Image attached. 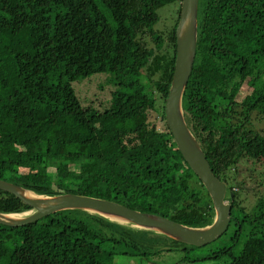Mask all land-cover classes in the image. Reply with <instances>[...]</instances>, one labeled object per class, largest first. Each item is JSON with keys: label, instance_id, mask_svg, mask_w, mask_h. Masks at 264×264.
<instances>
[{"label": "trees", "instance_id": "1", "mask_svg": "<svg viewBox=\"0 0 264 264\" xmlns=\"http://www.w3.org/2000/svg\"><path fill=\"white\" fill-rule=\"evenodd\" d=\"M170 4L174 26L155 30L158 9ZM181 4L0 0V179L38 193L114 201L191 227L210 224V195L165 119ZM97 75L111 87L102 110L85 106L73 85ZM184 110L215 176L235 194L225 233L233 230L231 245L196 261L264 264V196L250 191L264 167V134L255 125L264 121V0H200ZM125 116L132 123L110 136L119 140L107 152L97 125ZM27 210L0 190V212ZM0 231L15 240L8 264H114L117 256L149 260L168 241L179 245L83 211Z\"/></svg>", "mask_w": 264, "mask_h": 264}, {"label": "water", "instance_id": "2", "mask_svg": "<svg viewBox=\"0 0 264 264\" xmlns=\"http://www.w3.org/2000/svg\"><path fill=\"white\" fill-rule=\"evenodd\" d=\"M200 0H182L176 28L177 57L165 119L183 158L210 195L214 218L210 224L191 227L160 215L144 213L120 203L72 193L46 194L0 179V190L20 199L30 210L0 212V226L19 228L36 223L62 211H83L136 231L153 233L178 242L186 248H198L219 240L233 219L234 192L218 179L185 117L184 96L189 84L198 46Z\"/></svg>", "mask_w": 264, "mask_h": 264}, {"label": "rangeland", "instance_id": "3", "mask_svg": "<svg viewBox=\"0 0 264 264\" xmlns=\"http://www.w3.org/2000/svg\"><path fill=\"white\" fill-rule=\"evenodd\" d=\"M174 9L175 8L172 4L158 9V20L154 24L155 30L166 31L174 26L176 19V11ZM154 69L156 70L155 66H152L150 74H152ZM145 72L147 73V70ZM105 78L106 76L97 75L90 79L82 80L73 84L77 95L81 98L85 106L92 105L102 110L104 104H106L109 100L111 93V87L105 85ZM102 85L104 86L103 89L101 88ZM131 94L134 95V92L132 91ZM131 123L132 122L128 119V117L125 116L119 121L108 125H97V127L101 129L100 133L103 139V146L107 152L117 149V142L119 140L118 137L110 138V136L113 133H120L121 130H126ZM255 125L256 128L262 130V133L264 134V121L257 122ZM247 171H249L247 166L242 168L243 178L250 175ZM260 174H263V176H260ZM254 176L256 179H254L253 182L251 181L250 186L255 189L252 187L250 188L251 194L261 191V196H264V184L259 186L257 183L260 179L259 177L264 178V167L259 168ZM232 234L233 230L231 229L228 234L223 235L219 240L198 248H186L183 245H178L168 241L167 245L161 247L162 252L152 257L149 256V260H144V257L130 258L129 256H117L114 260V264H225V257L221 260L196 261V259L212 255L213 252L223 249L224 246H230ZM0 239L6 243L0 244V264H8L10 248H14L15 246L14 236L12 238L7 237L4 231H0ZM186 258L188 261H185Z\"/></svg>", "mask_w": 264, "mask_h": 264}]
</instances>
